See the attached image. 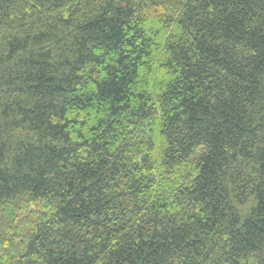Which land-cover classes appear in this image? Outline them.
<instances>
[{"label": "trees", "instance_id": "16d2710c", "mask_svg": "<svg viewBox=\"0 0 264 264\" xmlns=\"http://www.w3.org/2000/svg\"><path fill=\"white\" fill-rule=\"evenodd\" d=\"M0 264H264V0H0Z\"/></svg>", "mask_w": 264, "mask_h": 264}]
</instances>
